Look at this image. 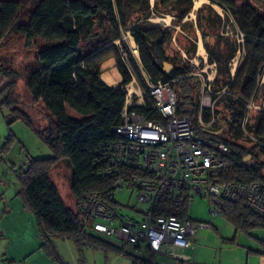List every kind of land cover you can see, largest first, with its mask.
<instances>
[{
  "label": "trees",
  "instance_id": "16d2710c",
  "mask_svg": "<svg viewBox=\"0 0 264 264\" xmlns=\"http://www.w3.org/2000/svg\"><path fill=\"white\" fill-rule=\"evenodd\" d=\"M208 1L225 10V26L220 33H227L225 29L228 26L235 38L228 43L224 36H219V39L225 40L223 48L222 43H217L216 47L205 43L208 61L216 66L215 93L226 91L223 95L228 102L230 122L236 123L231 129L230 141L197 127V109L192 105V93L194 88H199V83L192 85L193 77L189 76L195 67H173L166 74L163 63L168 58L164 47L170 30L160 23L148 21L152 17L172 15L174 24L181 27L191 25L181 22L190 13L192 0H155L153 8H150L149 0H35L29 4L0 0V38L14 31L23 37L26 46L37 41L41 44L36 53V67L27 75L26 87L32 101H40L51 118L49 128L44 133H36L49 147L52 157L28 160L26 168L18 172L21 184L18 195L23 208L35 217L41 246L49 250L54 259L57 257L51 237L71 241L79 254V264H83V251L87 247L117 253L124 250L123 246L111 245L107 239L90 230L91 220L80 212L86 194L111 190L114 177L97 176L107 167L99 150L101 146L118 140L113 128L121 123L127 95L124 86L131 81V75L119 61L120 55L113 45L83 57L81 44L91 38L98 23L105 22L113 29L114 40L121 39L122 31L129 32L139 49L141 67L151 81H175L178 84L177 91H174L178 103L177 115L187 116L197 135L229 146L230 154L226 158L229 167L220 176L222 182L264 185V162L258 161L256 153L264 156V84H259L260 78L264 77V14L258 7L250 4L238 6L234 0ZM254 1L264 6V0ZM204 8L209 14L205 19L208 26H203L200 18L198 24L203 38H206L209 36L206 28L215 25L211 17L219 20V28L222 20L211 5H204L197 14ZM239 37L242 40L237 42ZM240 50L244 60L232 78L229 64ZM110 57L117 60L122 76V82L117 86H107L100 79V64ZM128 58L139 86L145 90L138 67L130 56ZM0 77L6 81L0 89V108L9 109L15 117L14 121L22 120L33 128L27 116L12 109L7 99L8 93L15 87L18 74L5 69L1 60ZM251 101H259L262 109L257 111L252 124L249 121L244 124L250 135L245 136L242 121L246 116V106ZM134 109L145 113L144 109ZM68 111L78 119L69 117ZM201 119L204 123L211 121L208 109H202ZM242 139L252 145L244 146L239 142ZM247 156H251L252 161L245 162ZM61 161H66L71 169L70 193L75 201V212L65 205L50 179V171ZM164 211H170L166 199L156 206L159 214ZM220 214L234 226L236 232L248 234L254 228H264V219L253 214L243 201L222 202ZM261 245L264 246V242ZM141 264L152 263L143 260Z\"/></svg>",
  "mask_w": 264,
  "mask_h": 264
},
{
  "label": "rangeland",
  "instance_id": "374dc122",
  "mask_svg": "<svg viewBox=\"0 0 264 264\" xmlns=\"http://www.w3.org/2000/svg\"><path fill=\"white\" fill-rule=\"evenodd\" d=\"M13 1L29 4L35 0ZM197 1L192 0L191 11L181 22H187L191 25L181 27L174 24L172 15L152 17L148 21L160 23L163 28L167 27L170 30L164 47L165 56L168 58L166 63L180 68L195 67L189 76L193 77L192 85L199 83V88H194L192 93V105L197 109V127L219 134L224 140L230 141L233 133L231 129L236 123L230 122L228 102L223 91L215 93L213 81L216 76V66L208 61L205 43L215 47L217 43H222L221 48H223L225 40L231 43L235 38L228 26L225 29L228 31L227 33H220L225 26L223 22L226 18L223 8L211 4L208 0H201L197 7ZM234 1L238 6L250 4L253 7H258L260 13L264 14V6L257 4L254 0ZM154 2L155 0H149L150 8H153ZM204 5H211L222 20L219 28V20L215 16L211 17L215 25L206 28L209 33L206 38L202 36L198 18H200L203 26H208L207 21H205L209 17L208 11L204 8L197 14ZM219 36H224L223 38L226 39H219ZM129 37H131L129 32L122 31L121 39L114 40L113 29L104 22L98 23L92 31L91 38L81 44L83 57H88L110 45L115 47L120 55L119 61L124 64L125 69L131 75V81L126 85L127 95L131 94L133 90L135 91L133 93H138L137 88L140 85L128 56L131 57L136 67H138L137 63L141 66L139 49L132 38L133 47L137 51V54L134 55ZM241 40L239 37L237 42ZM200 45L203 47L205 55L199 54ZM40 46L38 41L26 46L23 37L14 31L0 38V60L3 67L18 74L15 87L8 93L7 99L12 104V109H17L26 115L33 126V128L27 126L22 120L14 121L15 117L12 116L9 109L0 108V264H79L77 249L69 240L60 237L50 238L56 259L53 258L49 250L41 246L42 240L39 237L35 217L23 208L18 195L21 189L18 172L26 168L28 160L52 157L51 150L36 133V131L44 133L49 128L51 118L40 101H32L26 87L27 75L36 67V53ZM243 60V51L240 50L230 61L232 78L235 77L237 68ZM105 75L112 79V82L108 83L112 86H117L122 82V76L117 68L115 58H107L100 64V79L104 83H106L103 80ZM5 84L6 81L1 80L0 77V89ZM259 84H264V77L260 78ZM129 85H131V89L133 88L131 91ZM171 86L176 92L178 84L173 81ZM205 96H210V102L205 100ZM248 106L241 127L245 136L250 135L246 132L244 124L247 121L252 124L257 111L262 109L259 101H251ZM201 108L210 111L211 120H213V124L210 126L205 127L200 124L198 115ZM68 114L69 117L78 119V116L71 111H68ZM239 142L247 147L252 145L243 139ZM256 153L258 161L264 162V156ZM250 161H252L251 156H247L245 162ZM70 177L71 169L66 161L57 163L50 171V179L58 189L65 205L75 212V201L70 193ZM114 200L117 209L124 214L133 215L134 209L141 208L136 202L135 194L128 189L116 192ZM210 206V202L206 198H195L188 206L186 215L195 223L201 224V227L197 233L198 245L195 253L185 251L184 254L192 255L194 264H246L248 248L255 247V237L264 238V229L251 230V236L244 232H236L234 226L226 221L221 214H212ZM106 241L111 245H117L112 239ZM123 248V252L117 253L114 250H92L87 247L83 251V264H141L143 260H149L152 264H173L163 257H150L144 251L132 250L130 247Z\"/></svg>",
  "mask_w": 264,
  "mask_h": 264
},
{
  "label": "built area",
  "instance_id": "2783aa9c",
  "mask_svg": "<svg viewBox=\"0 0 264 264\" xmlns=\"http://www.w3.org/2000/svg\"><path fill=\"white\" fill-rule=\"evenodd\" d=\"M137 65L145 90L139 86L138 93L126 95L121 123L113 128L118 140L99 150L107 167L97 176L114 177L111 190L86 194L80 212L91 220L90 230L112 239L116 246L176 264H194L193 256L184 254L195 253L201 227L186 215L192 201L208 199L212 214L221 213L222 202L243 201L253 214L264 219V185L222 182L220 176L229 167V146L197 135L192 121L177 115L173 81L153 83ZM204 98L210 102V96ZM201 112L202 108L200 124L210 126L213 120L203 123ZM123 189L134 193L141 206L133 215L116 207L114 195ZM163 199L170 211L159 214L156 206Z\"/></svg>",
  "mask_w": 264,
  "mask_h": 264
},
{
  "label": "crops",
  "instance_id": "0c3cea01",
  "mask_svg": "<svg viewBox=\"0 0 264 264\" xmlns=\"http://www.w3.org/2000/svg\"><path fill=\"white\" fill-rule=\"evenodd\" d=\"M106 84V83H105ZM107 86H112L111 84H106ZM254 229H264V228H254ZM249 232L248 234L251 236ZM256 244L254 248H248V255L246 257V264H264V246L261 245V242H264V238L255 237ZM252 254V255H250ZM254 254V255H253Z\"/></svg>",
  "mask_w": 264,
  "mask_h": 264
},
{
  "label": "bare ground",
  "instance_id": "6f19581e",
  "mask_svg": "<svg viewBox=\"0 0 264 264\" xmlns=\"http://www.w3.org/2000/svg\"><path fill=\"white\" fill-rule=\"evenodd\" d=\"M201 3V0H198L197 2H196V5H197V7L199 6V4ZM130 38V43H131V45H132V52H133V54L134 55H136L137 54V51H136V49L133 47L134 46V42H133V39H132V37H129ZM199 54L200 55H203L204 54V50H203V47L200 45L199 46ZM205 55V54H204ZM103 80L106 82V84L107 83H111L112 82V79L108 76V75H105V76H103ZM129 88H130V91L133 89H131V85H129L128 86ZM133 92H135L134 90L132 91V93Z\"/></svg>",
  "mask_w": 264,
  "mask_h": 264
},
{
  "label": "water",
  "instance_id": "95a60500",
  "mask_svg": "<svg viewBox=\"0 0 264 264\" xmlns=\"http://www.w3.org/2000/svg\"><path fill=\"white\" fill-rule=\"evenodd\" d=\"M161 21L164 22L163 19H161ZM163 70L166 74H169L173 70V66L165 62L163 63Z\"/></svg>",
  "mask_w": 264,
  "mask_h": 264
}]
</instances>
